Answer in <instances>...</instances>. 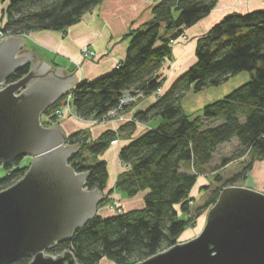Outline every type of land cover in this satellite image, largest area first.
<instances>
[{"label":"trees","instance_id":"16d2710c","mask_svg":"<svg viewBox=\"0 0 264 264\" xmlns=\"http://www.w3.org/2000/svg\"><path fill=\"white\" fill-rule=\"evenodd\" d=\"M6 1L0 38L19 37L33 31H65L103 0ZM34 5L39 8H32ZM215 5L216 0H157L152 7V19L124 36L128 40L124 60L106 75L80 82L70 91V106L75 116L101 121L119 106L123 95L140 99L156 93L165 85L162 71L172 58V44L186 29L205 18ZM194 56L195 63L153 104L130 116L132 123L117 130L118 134L129 135L135 124L160 121L157 127L144 131L119 151L125 170L117 177L114 188L130 198L144 193V206L107 218L94 216L77 229L69 241L59 245L64 248L70 244L75 248L77 264H99L104 258L114 264H138L175 246L194 221L189 195L197 174L213 161L219 146L234 140L238 145L230 157L221 159L219 167L243 158L247 160L239 173L226 181L216 177L221 188L214 190L198 215L216 204L224 187L245 179L253 164L264 159V9L226 15L196 40ZM28 70L29 66L19 69L7 83L16 82ZM245 72L249 77L247 82L222 99L205 105L198 115L183 111L181 102L189 91L199 93L208 87H218ZM61 105L60 101L56 102L45 114H52ZM127 110L123 108L124 114ZM115 136L116 133L107 131L94 141H88L84 133L66 138V144L78 146L68 165L78 173L87 174L86 190L104 192L107 166L97 157L106 151ZM88 156L95 160L92 164ZM22 159L20 156L4 165L7 173L0 179V192L25 176L28 166H19ZM106 202L104 196L100 205ZM175 206L186 213L185 219L179 217ZM28 262V257L23 255L10 264Z\"/></svg>","mask_w":264,"mask_h":264},{"label":"water","instance_id":"95a60500","mask_svg":"<svg viewBox=\"0 0 264 264\" xmlns=\"http://www.w3.org/2000/svg\"><path fill=\"white\" fill-rule=\"evenodd\" d=\"M20 38L0 41V82L32 59L14 58ZM35 63L30 73L0 91V165L22 156L34 157L19 182L0 192V264L34 255L30 264H75L72 255L42 257L55 239L66 240L94 217L102 201L97 190L85 191L86 173L76 175L68 165L78 146L66 145L57 126L42 128L39 116L71 88L72 74L61 69L43 74L49 65ZM49 72V71H48ZM41 88V101L30 95ZM26 90L15 97L20 87ZM138 264H264V194L247 188H225L210 209L203 231L194 239Z\"/></svg>","mask_w":264,"mask_h":264},{"label":"crops","instance_id":"0c3cea01","mask_svg":"<svg viewBox=\"0 0 264 264\" xmlns=\"http://www.w3.org/2000/svg\"><path fill=\"white\" fill-rule=\"evenodd\" d=\"M156 2L157 0H103L96 7L86 12L79 22L65 31H33L17 38L24 42L23 47L26 49H24V52L32 55L31 61L33 63L38 62V69L42 62L44 64L48 62L51 65L46 72L38 74L39 76L53 74L52 71L63 69V72L61 71L62 75L65 77L72 74L75 78L74 83L93 81L114 70L124 60L128 47V40L124 39V36L134 29L141 28L152 19V7ZM257 9H264V0H216L215 8L205 18L185 30L188 40L185 42L176 41L173 45V60L166 63L167 66L169 63L171 64L170 72L166 71L167 75L165 73L162 74L166 80L165 87L167 88L178 77L174 76L175 73L186 70L184 67L185 64H188L187 60L191 59L189 53H193L195 50L196 40L208 32L226 14L247 13ZM189 42L191 44H188ZM83 47L91 49L94 57L82 58L80 50ZM50 55L68 59L69 65L61 66L54 59L49 61L47 56ZM72 60H76L79 70H77L78 66ZM171 73L173 75L170 78ZM232 79L235 82L245 83L249 77L248 74L241 73ZM229 81L224 85H229L231 83ZM224 85L206 88L203 92L198 93L197 96H191L190 99L193 103L186 105V108L182 106L184 97L181 102L183 111L189 115L197 114L205 105L226 96L229 91L226 90L227 88ZM154 102L155 98L153 97V100L152 98L147 99L144 103L132 106L127 110L125 116H133L136 112L145 110ZM49 119L47 115L40 114L39 120L43 128L50 127L49 123L51 121ZM69 119L71 118L64 116L57 123L65 139L78 129V124L72 119L70 122ZM159 122V119H155L147 123L136 124L135 129L129 135L117 133V130L123 126L120 122L100 124L101 126L98 125L92 127L91 130H87L88 141L98 139L107 131L116 133L115 138L106 151L99 155L97 160L104 161L107 166L108 179L103 194L110 192L108 200L110 201V198L113 200L109 204H112L115 198L120 200L124 212L133 210L131 201L134 199L127 197L124 193L114 188L117 177L125 170V166L117 160L119 151L144 131L157 127ZM243 187L259 193L264 191V159L253 164L252 169L246 175ZM106 209L107 206L99 208L96 210V214L102 217L112 216L111 212L108 213L109 210ZM179 242L182 243L181 240Z\"/></svg>","mask_w":264,"mask_h":264},{"label":"rangeland","instance_id":"374dc122","mask_svg":"<svg viewBox=\"0 0 264 264\" xmlns=\"http://www.w3.org/2000/svg\"><path fill=\"white\" fill-rule=\"evenodd\" d=\"M6 8H7V1L6 0H1L0 1V25L3 22V20L6 19V16H5ZM32 8L38 9L39 5H34V6H32ZM257 10H260V9H257ZM250 12H252V11H250ZM237 14H245V13H237ZM226 15H229V14H226ZM7 38H11V37H1L0 41H2L4 39H7ZM187 40H188V35L184 31V34L177 41L185 42ZM174 44H175V42L172 44V46ZM188 44H191V43L189 42ZM24 49L25 48H20L18 54H21V52H24ZM85 51H88V52L85 53ZM189 54H190V58L191 59L188 58L189 59V60H187L188 64H185L184 68H186V70L184 72L175 73L174 76H178V77L175 78V80L178 79L179 77H181L195 63L194 51H193V53H189ZM80 56L82 58H92V57H94V54L92 56L91 55V49H89L88 47H83L80 50ZM47 58H49V61H50V59H54L56 61V63H58L61 66H66V65L68 66L69 65V60L65 59V58H62L60 56H55L54 57V56L50 55V56H47ZM171 60H173V59L171 58ZM72 62H74V64H76V66H78L77 70H79V65L77 64L76 60H72ZM189 62H190V64H189ZM170 65L171 64L169 63L168 66L166 65L164 67L162 74L165 73L167 75L166 71H169ZM173 73H171L170 78L172 77ZM179 73H181V74H179ZM244 74H248V73L245 72ZM7 80H8V78L6 80H4V81H6V85L7 86L10 85V84H14L13 82L12 83H7ZM164 80H165V78H164ZM232 80H234V79L231 78L230 81L228 80L229 82H231L230 84L228 83L229 85H224L228 81L223 83L225 88H227L226 90L229 91L227 93H230L231 91L237 89L240 85L244 84V82L240 83V82H235V81H232ZM165 82H166V80H165ZM76 86L77 85L73 81L71 88H69L68 91L66 93H64L63 96L59 99L60 104H64L65 102H69L70 101V99H69V97L71 96L70 91ZM227 86H230L231 88L227 87ZM208 88H212V87H208ZM4 89H5L4 87L0 86V91H2ZM166 90H167V88L165 87V85H163L161 89H158L156 91V93L150 95L147 98L142 96L140 99H136L133 103H131L130 105L126 106V108L129 109V106H131L132 104H133L132 106H135V105H138L140 103H144L145 100H147V99H151L152 98V100H153V97L155 98V101H156ZM204 90H202L200 92H203ZM197 95H198V93H194L193 91H189L186 94L185 99L183 98L184 99V101L182 102L183 108H186L187 107L186 105H191L189 103H193V101L190 99L191 96H197ZM137 96L140 97L139 94ZM131 97L132 98H136V96H133V95H131ZM222 98H220V99H222ZM56 102H58V100L54 101V103L51 104L49 107L53 106ZM59 108H60L59 110H58V108L53 110L55 112H58L59 114H55L54 116H52V118L49 119L51 121V123H49V125H50V127L57 126L60 129L59 125L57 124L58 121L64 116L65 117H70L72 120L75 121V123L78 124V127H77L78 129L75 130L74 132H72V134H76V133H81L82 134V133H84V134H86V137H87V134H88L87 130H91L92 127H95V126H98V125L101 126L100 124L105 125V123L109 124V123H112V122H116V120L113 117H111L109 120H106L105 122H96L95 123V122H92V121H79L76 118L75 113L73 112V109H72L71 106H69V104L66 105V106L65 105L64 106L61 105ZM42 113L45 114V111L42 112ZM42 113H41V115H42ZM198 114H199V112H197V114H194L193 116H196ZM53 118H55V119H53ZM71 119H69L70 122L72 121ZM39 123H40V120H39ZM209 125H212V123H209ZM80 141H83L82 137H80ZM65 144H66V142H65ZM237 148H238V145H237V141L236 140L232 141L231 143H227V144H224L222 146H219L217 148L216 153L214 154L213 161L208 166L202 167L201 171L198 172L195 186L190 191V195H189V199L193 202V205H189V206L191 207V210H190L191 211V217L194 219V221L185 229V231L179 237L176 245L183 244L184 242H187V241H190V240L196 238L201 233V231L203 230V228H204V226L206 224V221H207V215H208L210 209L215 206V204L210 206L209 208H206V209L202 210L201 214H199V215L197 214V212H198L199 209H201L204 206V203L210 197V195L214 192V190H216L218 188H221V184H220V182L216 181V177H220L222 179L221 182H224L227 179H229L232 175H235V174L239 173V171L241 170L243 162H246V160H247L246 158L231 162V163H229L228 165H226L223 168L219 167L221 159L225 158V157H230L237 150ZM92 158L93 157L89 158V156H88V160L90 159L89 161H91L90 162L91 164L95 161ZM117 160H119V154H118V159ZM30 161H31L30 157L27 156L26 158H23L20 161L19 166L20 167H25V166L29 167ZM28 170H29V168L27 169V172H28ZM189 171L193 174V170H189ZM6 173H7V171H6L5 167H4V165H0V179L4 178L6 176ZM243 182H245V179H241V180L236 182L237 184L229 186V187H224L223 189L230 188V187H233V186L234 187H238V188H244L243 187ZM223 189H222V191H223ZM262 193L264 194V191ZM143 194L144 193H139L135 197L132 198L134 200L131 201V206H132V209H133L131 211L141 210V208L143 209V206H144V204H143V196L144 195ZM108 196H106L107 197V202L105 204L100 205V203H101L100 202L95 207L94 216H99V215L96 214V210L99 209V208H103L105 206H107V209L109 210L108 213L111 212V215H119V214L116 213L115 209L116 208H122V202H120V200L115 198L114 202L112 204L110 203L111 204V206H110L109 202L111 200H113V199L110 198V201H109L108 200V198H109ZM217 202H218V200H217ZM122 210H123V208H122ZM175 210L178 212V215H179V217L182 220L185 219L186 213H183L182 211H180V207L179 206H175ZM131 211H128V212H131ZM123 213H126V212L123 211ZM100 217H102V216H100ZM107 217H110V216H103V218H107ZM187 232H188V235L184 236V233L186 234ZM180 240L182 241V243L179 242ZM168 249H170V248H168ZM168 249L164 250L163 252H166ZM163 252H161V253H163ZM99 264H114V263L113 262L111 263L109 260L104 258V259H102L99 262Z\"/></svg>","mask_w":264,"mask_h":264},{"label":"bare ground","instance_id":"6f19581e","mask_svg":"<svg viewBox=\"0 0 264 264\" xmlns=\"http://www.w3.org/2000/svg\"><path fill=\"white\" fill-rule=\"evenodd\" d=\"M255 11V10H254ZM11 38H17V37H11ZM24 43V42H23ZM21 48H24L23 46L21 47ZM20 50V49H19ZM19 52V51H18ZM22 53H24V52H21V54ZM18 55H20V54H18L17 52H16V54L14 55V58H16ZM92 55H93V53H92ZM35 63L36 62H32L31 60H29V61H27L25 64H24V66L23 67H25V66H29V70H28V72H27V74L26 75H24V76H22V78H24V77H26L29 73H30V71L32 70V68L34 67V65H35ZM41 65H42V63H41ZM46 65H49V67H51V65L50 64H48V63H46ZM23 67H21V68H23ZM20 68V69H21ZM36 69H38V67H36ZM18 70H16L15 72H17ZM62 72H63V69L61 70ZM15 72H12L11 74H9L8 75V77L7 78H9L12 74H14ZM46 72V71H45ZM62 72H61V74H62ZM36 76H39L38 74H36ZM74 77V76H73ZM22 78H20L19 80H21ZM19 80H17L16 82H18ZM16 82H13V83H16ZM79 83V82H78ZM78 83H75L76 85L78 84ZM0 86H2V87H4V88H6L7 87V85H6V81H1L0 82ZM24 90H26V87H20V88H18L17 89V91H15L14 92V96L15 97H17V96H19L20 94H21V92L22 91H24ZM58 101H59V99H58ZM63 106L64 105H67V102H65L64 104H62ZM58 109H60V108H58ZM54 113H55V111L52 113V114H50V115H48V117L49 118H52V116H54ZM76 118L79 120V121H90V120H81V119H79L77 116H76ZM113 118L116 120V122H120V123H122L123 125H126L127 123H132V121H130L129 120V118L130 117H127V116H125V114H124V112L122 111L120 114H119V116H117V115H113ZM120 118V119H119ZM135 124V123H134ZM39 126L40 127H42V125L39 123ZM135 126H136V124H135ZM43 128V127H42ZM73 134H70L68 137H70V136H72ZM67 145V144H66ZM76 154V153H75ZM74 154V155H75ZM22 158H26V157H24V156H22ZM30 159H31V161H30V163H29V167L28 168H30V166H31V162L33 161V159H34V157L32 158V157H30ZM83 173H85V172H83ZM83 173H78V172H76L75 171V174L76 175H79V174H83ZM26 174H27V172H26ZM25 174V175H26ZM86 177H87V174H86ZM24 178V177H23ZM86 179V178H85ZM235 184H237L236 182L233 184V185H235ZM15 185V184H14ZM234 187V186H233ZM230 188H232V187H230ZM86 189V188H85ZM5 190H2L1 192H4ZM85 191H88V190H85ZM100 192V191H99ZM101 193V197H102V199H103V197L104 196H108L109 195V193L108 194H103L102 192H100ZM190 218V217H189ZM206 225V224H205ZM83 227V226H82ZM205 227V226H204ZM79 229V228H78ZM204 229V228H203ZM76 231V230H75ZM74 231V232H75ZM203 231V230H202ZM201 231V232H202ZM74 232H73V234H74ZM72 234V235H73ZM72 235H71V237H72ZM187 236L188 235V232L185 234L184 233V236ZM70 237V238H71ZM70 238L69 239H66V240H59V239H55L53 242V244H50L49 246H47V247H44L42 250H41V253H42V257L43 258H47V257H49V256H54V257H58V256H60V257H63L64 256V252L66 251V252H69L71 255H72V258H73V261H74V263L75 264H77L76 263V261H75V248L72 246V245H70V244H68L69 246H67V247H64V248H60L59 247V245L61 244V243H63V242H67V241H69L70 240ZM188 242V241H187ZM24 256H26V257H28V259H29V262H28V264H30L31 262H33V260H34V255L33 256H31L30 254L29 255H24ZM18 259V258H17ZM16 259V260H17ZM15 260V261H16ZM112 263V262H111Z\"/></svg>","mask_w":264,"mask_h":264},{"label":"built area","instance_id":"2783aa9c","mask_svg":"<svg viewBox=\"0 0 264 264\" xmlns=\"http://www.w3.org/2000/svg\"><path fill=\"white\" fill-rule=\"evenodd\" d=\"M88 51H85V53H87ZM92 55V53H91ZM70 101H71V96L69 97ZM137 98H132L131 95L129 94H126V95H123L122 98H121V101H120V104L117 108L111 110L109 113H107L103 119L101 121H97V120H90L92 122H105L106 120H109L111 117H113V115H117L119 116V114L123 111V108L130 105L131 103H133ZM70 101L67 102V105L69 104L70 106ZM66 106V105H65ZM59 110V109H58ZM55 114H59L58 112H55ZM129 120H131V118H129ZM116 213L117 214H123V210L122 208H116L115 209ZM51 258L55 259L56 257L54 256H50Z\"/></svg>","mask_w":264,"mask_h":264},{"label":"flooded vegetation","instance_id":"af4514ba","mask_svg":"<svg viewBox=\"0 0 264 264\" xmlns=\"http://www.w3.org/2000/svg\"><path fill=\"white\" fill-rule=\"evenodd\" d=\"M31 90L33 91L31 94H33V96L37 99V101H41V98H40V90L41 88L39 86H37L36 84H34L33 86L31 85Z\"/></svg>","mask_w":264,"mask_h":264}]
</instances>
